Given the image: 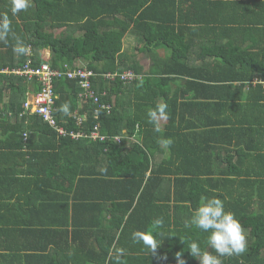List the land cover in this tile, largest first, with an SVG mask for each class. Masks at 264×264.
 <instances>
[{"label":"trees","instance_id":"obj_1","mask_svg":"<svg viewBox=\"0 0 264 264\" xmlns=\"http://www.w3.org/2000/svg\"><path fill=\"white\" fill-rule=\"evenodd\" d=\"M174 1L31 0L26 11L12 15L9 0H0V16H9L12 33L28 46L25 54L17 55L11 34L7 43L0 41V70H9L0 73L1 134L7 135L6 144L13 152L66 153L74 161L71 182L76 176L78 184L108 185L104 198L111 199L112 211L109 228L103 230L93 248H101L97 253L98 264H117L111 258L115 248L125 250L119 264H177L178 252H182L184 264H198L187 251L191 241H197L215 255L206 245L207 233L191 224L192 210L200 198L213 195L224 201L225 210L234 214L247 237L246 251L223 257V264H264V152L261 148L250 146L244 150L248 161L246 170L237 169L228 159L230 166H225V172L219 174L207 173L209 165H200L199 173L180 167L182 173L176 172L173 188L163 172L150 171L147 175L148 153L153 155L160 141L169 135L173 141L169 151L181 154L184 163L190 166L194 163L195 147L210 148L216 141L224 142V138L242 141L263 129L260 116L264 115V42L262 46L258 41L249 47L233 42L217 44L224 31L212 29L211 23L222 17L204 21L200 19V0L179 1L177 5ZM200 24L207 28L200 30ZM240 32L244 33L241 30L234 33ZM127 33L136 40L132 53L122 49V39ZM160 45L168 48V54L163 57L156 52ZM45 51H48L47 57ZM140 54L152 62L148 70L139 63ZM28 60L33 68L48 63L62 72L79 66L80 61L97 75L90 78V85L99 96L98 104L92 99L79 100L82 88L78 79L64 76L54 80L53 90L58 96L54 111L56 127L34 114L19 120L25 98L37 93L41 86L34 77L28 79L11 72ZM127 69L140 78L127 82L104 78L108 72ZM176 77L187 79V85L171 90L170 83ZM6 96L4 115L1 104ZM161 103L167 105L165 127L172 134L167 135L166 130L159 128L160 116L155 122H149L147 113ZM64 104L69 105L67 114L61 110ZM74 110L85 117L81 126L70 116ZM192 118L200 123V132L194 129L197 125L193 126ZM96 123L101 133L108 136L125 130L122 144L112 140H72L62 135L56 139L59 126L77 131L89 130ZM183 123L186 133L181 130ZM197 137L200 144H196ZM178 141L189 142L183 153H177ZM242 153L239 154L242 160L238 162L241 168L246 160ZM203 160L200 155V162ZM170 161L174 158L170 157ZM98 166H101L99 171ZM117 207L121 209L119 214H116ZM155 218H163L164 225L156 230V239L162 242L153 254L132 240L131 234L149 229ZM94 223L101 228L99 222Z\"/></svg>","mask_w":264,"mask_h":264},{"label":"crops","instance_id":"obj_2","mask_svg":"<svg viewBox=\"0 0 264 264\" xmlns=\"http://www.w3.org/2000/svg\"><path fill=\"white\" fill-rule=\"evenodd\" d=\"M179 1L184 0H175V5ZM205 2L209 3L205 4ZM201 18L204 21L209 19L211 22L213 19H220L214 24L211 23L212 29L224 31L219 42L216 41L217 44L233 42L249 47L252 43L256 45L258 41L262 46L264 42V0H200ZM238 21H246V24L238 23ZM201 28L207 27L200 24V30ZM238 30L244 33L235 35L234 32ZM127 34L131 36L129 38L133 44L135 37L131 33ZM227 34L229 36H226ZM124 38L122 39L123 51L126 45ZM204 40L206 41V38ZM156 52L159 53V57H163L168 54V48L160 45L156 48ZM44 54L47 56L48 51ZM139 63L146 70L152 66V62L147 57H144V62L139 61ZM6 70L8 68H2L0 73ZM175 79L173 83H170L171 90L178 85L181 87L184 84L187 85V79L184 77ZM244 88L245 91L248 90L247 84ZM7 101L8 96L2 101L1 110L6 108ZM2 112L4 115L7 113L4 110ZM187 116L188 114L186 118ZM159 118V128L166 130L164 133L167 135L172 134V130L169 131L165 127L167 120L164 118L165 122H161ZM260 118L263 121L261 123L263 129H258L256 136L250 135L242 141L235 139L229 141L224 138V142L216 141L210 148L195 147L193 153L196 154L192 158L194 163L190 166L184 163L185 160L181 154H173L172 149L169 151L160 143L156 154L148 153L150 162L147 175L150 171L163 172L170 179V187L173 188L176 172L182 173L179 170L180 167L189 168V170L192 168V171L199 173L200 165H209L207 173L219 174L225 172V166H230L228 159L235 164V167L237 165V169L246 170L248 161L244 150L251 146V148L259 147L264 152V115ZM192 120L195 122L193 126L197 125L194 129L200 132V123L196 118ZM63 123H66V120ZM184 125L183 123L181 130L186 133L188 130ZM61 127L68 132L64 136H69L72 140L89 138H74L69 132L89 133L92 130L91 128L75 131L64 125ZM98 134L105 138L93 141L112 140L122 144L121 140L125 138V130L121 134L108 136L101 133L99 128ZM115 137L120 140H115ZM59 138L56 132V139ZM246 140L248 143L244 142ZM195 141L196 144H200L199 137ZM6 142L7 135L1 134L0 130V264H98L97 253L101 248L97 250L93 248L95 242L102 237L103 230L109 228L108 220L112 211L111 199L104 198L107 197L105 192L106 188H109L108 185L93 182L78 184L76 176L71 182V175L74 172L71 162L74 163V161L73 159L71 161L66 153H18L10 150ZM190 142L193 143L192 140ZM187 143L189 142L178 141L176 146H179L180 151L177 153H183ZM240 152L244 160L246 159L242 168L238 167V162L242 160L239 158ZM200 155L205 161L200 162ZM170 157H173L174 161H170ZM68 169L71 173H68ZM100 169L101 166H98L97 171ZM116 209V214H119L121 209L119 207ZM180 212L184 214L183 211ZM96 221L100 223L101 228L94 223Z\"/></svg>","mask_w":264,"mask_h":264},{"label":"clouds","instance_id":"obj_3","mask_svg":"<svg viewBox=\"0 0 264 264\" xmlns=\"http://www.w3.org/2000/svg\"><path fill=\"white\" fill-rule=\"evenodd\" d=\"M10 12L16 15L26 11L31 6V0H9ZM14 41L13 50L17 55L25 54L28 46L11 29V20L7 14L0 16V41L8 42L9 36ZM140 86V85H138ZM65 114L69 111V105H62L61 109ZM149 122H155L157 116L167 117V105L161 103L156 109L147 113ZM156 131H160L156 128ZM163 148H170L173 141L166 138L160 141ZM191 224L204 233H207L206 245L215 251V255L205 250L197 241L188 244V254L198 261V264H223V257L241 255L247 249V237L245 229L235 218L234 214L225 210L224 201L213 195L200 198V201L192 210ZM164 225L163 218H155L151 227L145 230H136L131 234L132 240L142 244L150 253H155L162 241L156 239V230ZM125 254L123 248H115L111 253L112 260L119 264L121 257ZM177 264H184L182 252L176 254Z\"/></svg>","mask_w":264,"mask_h":264},{"label":"built area","instance_id":"obj_4","mask_svg":"<svg viewBox=\"0 0 264 264\" xmlns=\"http://www.w3.org/2000/svg\"><path fill=\"white\" fill-rule=\"evenodd\" d=\"M48 56V55H47ZM46 56V57H47ZM9 72V70H6ZM12 73L16 75L23 76L24 78H36L40 82V90L35 94H30L25 98L23 102V109L18 113V118H22L25 115H37L44 122H47L50 126L56 127L55 119V100L57 95L55 94L54 80L60 77L66 78H77L82 91L78 93V99H92L93 102H99V96L91 89L90 78L97 76L92 70L87 69L85 66H75L67 71H60L57 68H51L48 63H42L39 67L33 68L29 64V60L22 66L16 69L11 70ZM104 78L108 80H114L115 78H120L123 82L132 81L136 78H140L131 69L124 70L122 72H108L104 74ZM109 106V105H108ZM70 116L74 118L78 125H82L85 120L84 116L77 114V111L74 110L70 113ZM99 126L96 124L89 133L84 131L79 132H69V134L74 137H86L92 140L104 139V136L98 134ZM58 135H66L68 132L64 130L61 126L57 127ZM25 137L26 134L24 133ZM115 140L119 141L120 139L115 137Z\"/></svg>","mask_w":264,"mask_h":264},{"label":"rangeland","instance_id":"obj_5","mask_svg":"<svg viewBox=\"0 0 264 264\" xmlns=\"http://www.w3.org/2000/svg\"><path fill=\"white\" fill-rule=\"evenodd\" d=\"M57 32V31H56ZM129 37H131L130 35H126L125 36V38H124V41L126 42V45H125V47H124V52H126V51H128L127 53H132L134 50H133V47H134V45L136 44V41H135V39L133 40V44L131 43V38H129ZM130 40V41H129ZM128 42V43H127ZM133 46H132V45ZM137 59H138V61H140V62H144V57L142 56V54H140V55H138L137 56ZM79 65H81V66H83V64L79 61ZM160 119V121L162 122V121H164L165 122V120H164V118H162V117H160L159 118Z\"/></svg>","mask_w":264,"mask_h":264}]
</instances>
